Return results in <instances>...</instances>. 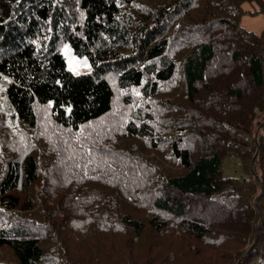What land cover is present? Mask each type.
Listing matches in <instances>:
<instances>
[{"label":"trees","instance_id":"trees-1","mask_svg":"<svg viewBox=\"0 0 264 264\" xmlns=\"http://www.w3.org/2000/svg\"><path fill=\"white\" fill-rule=\"evenodd\" d=\"M243 11L264 1L0 0V264H264V27Z\"/></svg>","mask_w":264,"mask_h":264},{"label":"rangeland","instance_id":"rangeland-1","mask_svg":"<svg viewBox=\"0 0 264 264\" xmlns=\"http://www.w3.org/2000/svg\"><path fill=\"white\" fill-rule=\"evenodd\" d=\"M256 6H257V4L254 1H252V2L246 1L243 3L244 9H254ZM239 24L242 25L243 27L255 32V33H259L261 31V29L264 27V14H262L260 12L254 13V12L243 11L241 13V16L239 19ZM61 52H62L63 56L65 57L67 68L69 70H71L74 74L85 73V72H89L91 70V66H90L88 59L85 56L75 55L68 43L62 44ZM256 115L257 116L254 120V124L252 127V130L254 131V138L255 139H257L256 133L258 135L261 133L264 134V111H262V112L256 111ZM257 150H258V148H257ZM257 150H256V152H257ZM148 154H149V156H151V152H149ZM256 157L257 156L255 153L253 155L250 163H249L250 169L252 168L251 165H252L253 161L256 159ZM165 165H166L167 170H171L172 165H168V164H165ZM257 171H259L258 168H257ZM241 172H243V169L241 168L240 162L237 158H234V157L228 158L223 162V174L239 176V174ZM40 190H41L40 187L36 186L35 191L37 193H34V194L35 195L38 194ZM254 202H256V199L254 200ZM199 209H200V207H198L197 205L195 208H193V210H195V212ZM258 211H259V213H261L260 206H259ZM201 212H203V211H201ZM52 238L54 239L55 237L53 236ZM134 247L136 249L137 257L142 262V260L145 258L144 257V254H145L144 247L139 246V245H134ZM0 259L6 260V261H9V260L11 261V257L8 253V250H6V249L0 250Z\"/></svg>","mask_w":264,"mask_h":264},{"label":"water","instance_id":"water-1","mask_svg":"<svg viewBox=\"0 0 264 264\" xmlns=\"http://www.w3.org/2000/svg\"><path fill=\"white\" fill-rule=\"evenodd\" d=\"M257 208L259 209V206H258V205H257ZM256 237H257V234H256ZM256 237H255V238H256Z\"/></svg>","mask_w":264,"mask_h":264}]
</instances>
